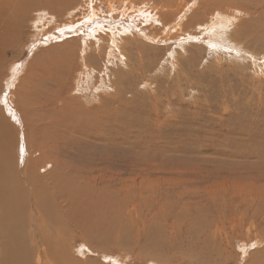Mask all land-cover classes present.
I'll return each mask as SVG.
<instances>
[{
    "label": "bare ground",
    "instance_id": "bare-ground-1",
    "mask_svg": "<svg viewBox=\"0 0 264 264\" xmlns=\"http://www.w3.org/2000/svg\"><path fill=\"white\" fill-rule=\"evenodd\" d=\"M217 1L220 5L211 0H200L195 5L197 9L194 5L176 8L178 13L170 23L164 11L173 7V2L167 0L154 7L156 13L134 5L119 16L96 18L97 15H90L78 24V20L74 21L71 13H67L68 9L63 11L71 0H0V88L6 84L1 92L6 91L5 95L2 97L0 94V264H101L99 260L75 258L74 250L83 246L91 256L99 258L108 252L127 253L132 259L130 264H135L141 255L146 254L149 262L164 263L168 258L159 253V249L165 247V243L157 239L160 236L169 240L174 252L178 251V244L175 250L173 245L178 232L174 224H156L153 218L139 216L136 212L142 205L148 206L149 211L151 202L144 196L146 190L138 187V177L124 178L121 163L125 158L121 145L125 139L112 131L107 132L106 127L105 110L110 101L102 99L94 109L76 105L75 88L71 85L74 52L77 49L79 68H82L75 86L77 88V83L79 87L86 85L84 96L89 86L87 81L92 77L89 61L103 52V47L95 49L94 43L87 46V42L100 32H103L101 37L112 40L122 33L132 35L134 42L143 39L145 44H155L152 50H159V45L164 49L170 41H179L171 40V35L181 31L184 14L183 21L195 25L189 29L191 31L180 33L182 39L178 43H215L214 46L223 50L243 47L238 40L252 34L255 27L241 20L229 3ZM133 4L127 2L129 6ZM78 5H73L71 10L75 11ZM112 6L109 3L107 8L110 10ZM31 13L34 16H30ZM69 17L72 18L67 21ZM86 23H91V27L82 29ZM27 32H32L37 38L35 48L44 43H58L37 52L28 63L30 83L27 88L33 85L37 92L34 95L32 91L19 94L21 84L16 83V67L9 75L10 64L5 58L6 50L13 51L19 47ZM129 37L122 38L114 43L116 47H111V50L116 49L119 65H127L124 52L129 45L124 42H128ZM259 38L258 45L263 47L264 33ZM81 45L87 50L81 51ZM183 52L185 55V49ZM179 61H172L173 80L184 82L185 72L177 70ZM182 62L185 64V60ZM138 67L145 70L143 64ZM36 69L43 71L37 78V84L34 79ZM61 73L64 77H60L57 83V75ZM44 80L48 82L44 84ZM114 120L117 121L116 118ZM166 144L167 140H164L163 151ZM247 147L237 146L233 153L216 154L229 158L238 156L239 160L233 161L235 164L249 160L243 166L251 169L264 165V139ZM230 187L225 188L224 195ZM209 188L203 193L210 195L212 188ZM134 200V217L127 218V204ZM262 208L263 204L257 211L262 212ZM223 241L211 238L201 245H191L186 255L182 251L179 253V261L219 264ZM259 241L263 243L264 239L260 237ZM75 244L77 246L73 249ZM261 258H264V249L250 261L262 264Z\"/></svg>",
    "mask_w": 264,
    "mask_h": 264
},
{
    "label": "rangeland",
    "instance_id": "rangeland-1",
    "mask_svg": "<svg viewBox=\"0 0 264 264\" xmlns=\"http://www.w3.org/2000/svg\"><path fill=\"white\" fill-rule=\"evenodd\" d=\"M166 1L77 0L78 8L72 11L73 5L77 3L71 0L69 7L63 8V11L68 9L66 11L71 13L73 20H78V24H81L84 17L119 16L134 5H141L156 13L154 7ZM171 1L173 7L164 11L168 23L178 13L176 8L182 9L184 5L197 6L200 0ZM223 1L232 6L241 20L255 27L252 34L238 40L243 47L233 46L235 50H223L214 46L215 43H178L182 39L180 33L191 31L189 29L195 25L185 23L184 14L181 31L171 35V40L179 41H170L164 49L159 45V50H152L155 44H145L143 39L134 42L132 35L125 36L122 33L112 40L101 37L103 32H100L87 42V46L94 43L95 49L103 47V52L94 55L89 61L92 77L87 81L89 86L84 96L86 85L79 87L77 83V88L75 86L82 68H79L77 49L74 52L75 67L71 85L75 88L74 93L72 92L75 103L78 107L83 105L94 109L101 104L102 99L110 101L105 110L106 127L107 132L112 131L125 139L121 145L125 158L121 163L124 178L138 177V187L146 190L144 196L151 202L149 211L148 206L142 205L136 209L137 214L153 218L156 224H174L178 231L177 237L173 239L174 250L176 244L179 246L175 252L166 237H157L165 243L159 253L168 258V262L164 259L166 263L157 264H186L179 261V253L182 251L186 255L189 246L201 245L211 238L224 240L220 247L219 264H252V257L264 249V242L259 241L260 237L264 239V165L251 169L243 166L249 160L235 164L233 161L239 160L238 156L229 158L216 154L233 153L237 146L247 149L248 145L264 139V46L258 45L259 36L264 33V0ZM127 2L134 4L129 6ZM211 2L220 5L217 0ZM109 3L113 5L110 10L107 8ZM196 6L194 8L197 9ZM247 12L248 15L244 16ZM31 15L34 16L32 13ZM190 17L191 15L188 19ZM91 25L86 23L82 29L86 26L90 28ZM47 28L49 26L46 30ZM243 31L250 32L248 29ZM27 33L19 47L13 51L6 50L5 58L10 64L7 72L9 75L16 67V83L21 84L19 94L32 91L34 95L37 94L34 86L27 88L30 83L28 63L36 57L37 52L57 46L58 43H44L35 48L37 38L32 32ZM127 36L130 37L128 42H124L129 45L124 52L127 59V65L124 66L118 64L116 49L111 50V47H116L114 43ZM216 42L219 45V41ZM81 46V51L87 50ZM109 51L110 57L107 54ZM189 54L192 56L189 57ZM83 56L81 52V57ZM176 59L181 60L177 70L185 72L184 82L181 79L173 80L172 61ZM184 60L185 64L182 62ZM142 64L144 71L138 67ZM34 71L37 84V78L43 71ZM60 77H64L63 73L57 75V83ZM47 82L48 80H44V84ZM5 87L6 84L0 88V94ZM104 90L106 92L102 93ZM5 92L1 94L2 97ZM39 93L42 100L41 92ZM0 105L2 106L1 102ZM164 140H167V144L163 151ZM229 186L230 189L224 195L225 188ZM208 187L212 188L210 195L203 193ZM222 195L224 196L221 198ZM204 201L208 203L205 204ZM262 204V212L257 211ZM135 205L136 200L128 202L127 218L134 217ZM74 256L84 261L99 260L101 264L132 262L127 253L108 252L102 258L91 256L84 246L74 250ZM259 261L264 264V258ZM135 264L154 263L149 262L144 254Z\"/></svg>",
    "mask_w": 264,
    "mask_h": 264
}]
</instances>
